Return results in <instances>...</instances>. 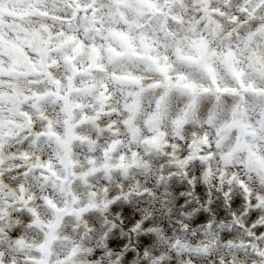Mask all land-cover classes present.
I'll return each mask as SVG.
<instances>
[{
	"label": "snow or ice",
	"instance_id": "snow-or-ice-1",
	"mask_svg": "<svg viewBox=\"0 0 264 264\" xmlns=\"http://www.w3.org/2000/svg\"><path fill=\"white\" fill-rule=\"evenodd\" d=\"M106 138V167L151 172L158 161L161 184L182 180L180 203L209 205L191 224L173 222L177 235L194 233L190 245L173 241L192 264L264 259V0H0V264H96L124 247L94 246L95 186L49 219L40 206L59 211L55 202L26 187L33 176L59 181L74 143L94 150ZM97 172L93 159L84 175ZM154 238L119 264L137 253L140 264H176L150 256Z\"/></svg>",
	"mask_w": 264,
	"mask_h": 264
},
{
	"label": "clouds",
	"instance_id": "clouds-1",
	"mask_svg": "<svg viewBox=\"0 0 264 264\" xmlns=\"http://www.w3.org/2000/svg\"><path fill=\"white\" fill-rule=\"evenodd\" d=\"M78 134L81 137L92 138L95 136V129L81 127L78 129ZM107 143L108 139L106 138L102 143L96 144L94 150L87 140L74 143L71 146V157L75 164L67 167L64 164L57 165V175L61 178L59 181L52 178L45 185V182L40 181L35 176L26 181L29 192L36 191L39 195L46 198L50 197L59 209L57 211L45 203L40 206L41 216L45 219H49L53 215L63 216L75 208L77 203H87L90 199L88 185L91 184L95 186L99 194L98 210L88 221L96 230L94 246L107 248L112 240L126 242L119 251L116 250L115 246L107 249V251H102L101 256L97 257L96 264H119L122 258L121 254L125 252V249L133 250L134 244L140 243V237L142 236L155 237L148 245L147 250L150 256L159 253L161 257L170 261L175 260L176 264H192L190 258L181 255L183 249L177 247L173 241H179L184 246L190 245L192 240L195 239L194 233L184 232L177 235L173 222L181 226L186 222L191 224L199 218L202 210H209V205L197 201L189 208L187 205L191 201L180 203V196L183 195L182 180L178 177L175 183L161 184L158 161L153 162L151 172L144 169L120 172L114 168L106 167L107 158L103 148ZM127 146L128 141L125 137L123 147L127 148ZM32 154L34 156L38 155L36 152ZM42 154L40 153V155ZM118 157L119 153H116L111 161L113 165ZM93 159L98 172L89 179L84 174L89 168V162ZM125 184L131 187L132 192L136 193L135 196L119 191L121 186ZM105 188L116 194L109 198ZM143 192H147L149 195H141ZM106 200L109 205L114 204L115 208L111 206L104 207L103 204ZM136 217H139L137 223L126 227L129 218ZM147 220H151L152 224L149 228H144L143 223ZM71 223V220H65V227ZM169 229H172L171 235L168 234ZM105 235L108 236V239L103 238ZM220 235L221 232L217 231L216 238L219 239ZM29 238L36 239V237ZM235 239L241 240L242 235L238 234ZM197 243L204 244L205 241H197ZM207 243L211 246L215 241H208ZM63 250V248H57V252H63ZM108 251H111L112 255H108ZM218 251L222 254L224 250ZM152 258L156 259L154 256ZM142 259L143 257H139V253H137V256L130 259L127 264H140ZM197 264H215V260L208 256L198 257ZM228 264H232L231 256ZM239 264H264V259H254L249 253H243Z\"/></svg>",
	"mask_w": 264,
	"mask_h": 264
},
{
	"label": "rangeland",
	"instance_id": "rangeland-1",
	"mask_svg": "<svg viewBox=\"0 0 264 264\" xmlns=\"http://www.w3.org/2000/svg\"><path fill=\"white\" fill-rule=\"evenodd\" d=\"M135 243V242H134Z\"/></svg>",
	"mask_w": 264,
	"mask_h": 264
}]
</instances>
